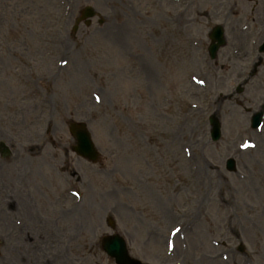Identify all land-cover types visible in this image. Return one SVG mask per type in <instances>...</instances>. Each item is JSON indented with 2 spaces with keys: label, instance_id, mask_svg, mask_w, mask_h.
Here are the masks:
<instances>
[{
  "label": "rangeland",
  "instance_id": "1",
  "mask_svg": "<svg viewBox=\"0 0 264 264\" xmlns=\"http://www.w3.org/2000/svg\"><path fill=\"white\" fill-rule=\"evenodd\" d=\"M193 3L198 24L177 32L172 28L173 0H0V140L12 138L17 146V141L37 138L45 155L37 170L49 181L50 194L37 190L40 179L33 187L38 194H26L30 203L33 197L40 203V217L48 220L56 241L49 237L51 247L37 253L31 245L37 264L41 255L52 252L39 260L113 264L96 248L102 235L111 234L107 217L142 264H182L181 251L167 255L161 237L182 214H191L196 223L183 264H264V125L259 132L250 130L249 115L223 99L233 93L252 111L264 102V56L245 91L234 93L257 60L247 31L240 33L239 28L249 30L245 18L262 21L264 0ZM85 6L102 22L80 24L72 34ZM214 25L223 27L227 44L210 67L201 64V52L193 56L192 64L202 68L208 87L191 89L185 83L193 75L186 39L201 38ZM260 37L258 43L264 31ZM30 92L47 95L43 126L40 106L46 99L30 102ZM190 101L196 106L217 102L218 143L209 140L207 117L213 110L189 112ZM70 121L87 122L100 153L98 163L71 154L66 146L72 140L66 130ZM241 138L252 143L239 146ZM188 148L194 161L185 156ZM229 157L236 160V174L224 169ZM140 158L147 161L140 164ZM140 168L149 185L140 183ZM69 179L76 181L82 200L76 207L66 200L62 208L58 193ZM157 185H162L160 197L148 195ZM23 203L24 217L30 218L33 206ZM213 241L223 246L215 247ZM239 242L242 255L236 250ZM19 250L26 257V247Z\"/></svg>",
  "mask_w": 264,
  "mask_h": 264
},
{
  "label": "water",
  "instance_id": "2",
  "mask_svg": "<svg viewBox=\"0 0 264 264\" xmlns=\"http://www.w3.org/2000/svg\"><path fill=\"white\" fill-rule=\"evenodd\" d=\"M213 128H214V130H213V134L218 133V125H217L216 123L213 125ZM104 242L106 243L107 241L105 240ZM116 259H117V262H118L119 264H124L126 261H129V262H131L132 264H136V263H134V262L128 260L125 250H122V251H120V252H117V257H116Z\"/></svg>",
  "mask_w": 264,
  "mask_h": 264
}]
</instances>
